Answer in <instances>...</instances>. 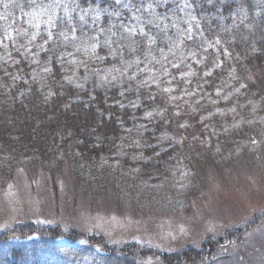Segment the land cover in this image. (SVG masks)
Instances as JSON below:
<instances>
[{"label":"trees","instance_id":"trees-1","mask_svg":"<svg viewBox=\"0 0 264 264\" xmlns=\"http://www.w3.org/2000/svg\"><path fill=\"white\" fill-rule=\"evenodd\" d=\"M259 1L63 0L66 8L56 10V26L50 27L47 16L38 23L39 17L29 14L31 7L21 12L11 0H3L0 179L13 162L32 174L42 166L54 171L67 159L79 184L85 176L88 187L112 188L118 198L125 187L141 198L167 196L169 162L182 156L171 135L175 124L165 109L168 98L144 86L133 65L151 62L172 46L189 6L200 27L220 41L243 73L248 66L261 68L257 84L264 95V9ZM73 26L77 40L71 39ZM61 32L70 38L65 40ZM97 41L93 53L91 44ZM151 181H162L163 190L155 192ZM53 229L18 224L1 230L0 264H141L153 253L135 244L116 247L103 235L83 234L70 241ZM222 243L210 239L201 249L169 257L175 264L201 263Z\"/></svg>","mask_w":264,"mask_h":264},{"label":"rangeland","instance_id":"rangeland-1","mask_svg":"<svg viewBox=\"0 0 264 264\" xmlns=\"http://www.w3.org/2000/svg\"><path fill=\"white\" fill-rule=\"evenodd\" d=\"M188 8L172 46L133 65L144 86L168 98L165 109L175 124L171 135L182 156L169 162L171 187L150 183L167 196L141 198L125 187L118 198L112 188L88 187L85 176L79 184L67 159L54 171L42 166L32 174L13 162L0 179V231L32 224L70 241L103 235L116 247L153 250L141 264H171L169 256L213 239L223 242L217 253L197 264H264L262 71L248 66L243 73Z\"/></svg>","mask_w":264,"mask_h":264},{"label":"snow or ice","instance_id":"snow-or-ice-1","mask_svg":"<svg viewBox=\"0 0 264 264\" xmlns=\"http://www.w3.org/2000/svg\"><path fill=\"white\" fill-rule=\"evenodd\" d=\"M3 0H0V3H2ZM120 0H117V3H119ZM12 4H15L16 7H18L21 12H24L25 6H29L32 8V12L29 13L30 15L33 16V18L36 17H41V16H47L48 19L46 21V23L50 26V27H55V19H56V10L58 8H60L61 6H64L66 8V5H63V0H50V2L48 4H43V3H38V0H20L19 3L16 2V0H11ZM4 8H8L10 6L9 3H3ZM149 7H151V5H149ZM0 18H4V17H0ZM81 19H83V17H81ZM148 23H153V21L149 20ZM35 27H39L38 24L34 25ZM129 31H131V29H129ZM76 32V28L75 26L72 27V36L71 39L72 40H77L79 39V37H77L75 35ZM26 34V33H25ZM53 35L52 31H48V37L51 38ZM60 35H62L64 37L65 40H68L70 37L66 32H61ZM9 38L11 39V36H9ZM32 39H35V36L32 37ZM189 39H191V37H189ZM31 42V41H30ZM152 42L155 43V38H152ZM98 41L96 43L91 44V49L93 51V53L95 52V49L98 45ZM41 47H43V45H41ZM77 51H79V46H77ZM45 71H49V69H45Z\"/></svg>","mask_w":264,"mask_h":264}]
</instances>
